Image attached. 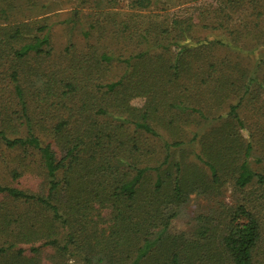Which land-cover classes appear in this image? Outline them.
Here are the masks:
<instances>
[{
  "label": "trees",
  "instance_id": "trees-1",
  "mask_svg": "<svg viewBox=\"0 0 264 264\" xmlns=\"http://www.w3.org/2000/svg\"><path fill=\"white\" fill-rule=\"evenodd\" d=\"M246 1L233 43L203 33L225 36ZM223 4L126 24L140 41L119 58L71 45L53 60L41 22L0 26V264H262L247 197L264 201V55L247 63L238 44L264 51V0ZM230 182L236 207L171 231Z\"/></svg>",
  "mask_w": 264,
  "mask_h": 264
},
{
  "label": "rangeland",
  "instance_id": "rangeland-1",
  "mask_svg": "<svg viewBox=\"0 0 264 264\" xmlns=\"http://www.w3.org/2000/svg\"><path fill=\"white\" fill-rule=\"evenodd\" d=\"M223 1L228 0H146L145 7L138 8L133 4V0H0V26L41 22L46 27L44 33H47L49 37L53 60H58L64 50L71 45L85 52L94 47L100 52L119 58L122 57L121 55L134 54L136 44L140 41L139 33L130 35L122 32L126 24L133 29L132 33L139 27V23L159 24L170 28L173 22L188 18L196 7L213 6L221 9L224 6ZM245 3V6L238 3L228 5L231 8L228 9V13L232 15L230 16L232 20L227 27L229 31L225 33L226 37L222 35L221 25L214 24L212 21L202 24L205 29L203 33H214L219 39L233 43L234 35L231 30L243 26L240 20L246 15L248 9H252L250 3L247 1ZM129 16H133L134 21L128 22ZM259 22L264 28V19L260 18ZM183 29L186 27L183 26ZM238 51H243L242 55L246 57L247 63L252 61L253 65L256 63L255 59L264 55L263 50L248 52L247 47L243 49L240 44H238ZM125 70L126 67L120 64V67L116 68L114 80L117 81ZM164 135L167 134L164 133ZM243 137L246 138V134ZM191 151L192 149H189L186 154L188 161L194 158ZM251 165L255 171L264 174L263 165L255 164L253 161ZM220 192L218 197L210 199L193 196L194 198L186 208V214L173 222L171 231L173 233L187 231L190 223L198 216H218L225 213L228 208L236 207L242 200V196L235 191L231 182L222 186ZM257 199L258 203L254 196L247 197L251 205H257L259 211L264 210V201L259 197ZM223 206L228 208L222 209ZM262 249H264V242ZM261 262L264 264V251Z\"/></svg>",
  "mask_w": 264,
  "mask_h": 264
}]
</instances>
